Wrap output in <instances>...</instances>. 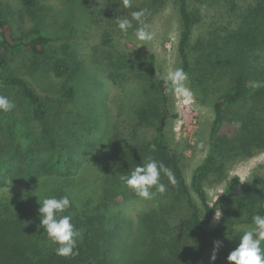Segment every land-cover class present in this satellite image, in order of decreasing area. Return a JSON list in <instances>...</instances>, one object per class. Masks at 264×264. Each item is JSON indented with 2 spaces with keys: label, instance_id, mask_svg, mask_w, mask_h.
I'll list each match as a JSON object with an SVG mask.
<instances>
[{
  "label": "trees",
  "instance_id": "obj_1",
  "mask_svg": "<svg viewBox=\"0 0 264 264\" xmlns=\"http://www.w3.org/2000/svg\"><path fill=\"white\" fill-rule=\"evenodd\" d=\"M41 1L18 3L31 10ZM160 1L134 0L128 8L122 0L109 4L130 17L133 11L149 12ZM174 1L181 24L180 68L188 74L194 96L212 103L207 157L193 170L189 183L180 155L167 140V122L176 115L171 114L168 89L157 74L156 56L139 60L107 52L108 80L119 93L129 82L140 84L142 99L136 103L126 91L112 98L118 117L129 121V130L123 134L114 126L108 107L103 120L96 110H89L90 116L98 118L94 126L105 129L99 134L107 143L101 162L104 177L96 193L80 172L84 158L96 145L94 138L72 133L65 139L53 130L48 105L28 80L36 76L58 80L64 89L61 96L72 99L85 88L76 52L65 41L52 53L54 39L38 28L16 37L0 4V95L14 104L10 112H0V190L22 186L15 194L1 195L0 191V264H213L215 241H222V248L214 264H229L227 257L252 225L253 215H264V178L240 186L234 176L214 201L204 185L211 176L222 179L228 162L264 149V0ZM191 4H217L227 10L229 20L206 36L194 38L200 16L193 13ZM225 126L230 133L222 132ZM149 156L171 169L176 183L161 174L166 191L161 194L153 189L151 199L127 188L130 198L145 205L133 225L113 207L112 201L124 200L125 193H117L112 200L107 190ZM64 195L73 202L64 215L72 216L71 222L82 234L78 254L70 257L56 255L57 245L39 227L38 196ZM217 210L220 222L211 227ZM127 247L140 253L138 258L116 260V252Z\"/></svg>",
  "mask_w": 264,
  "mask_h": 264
},
{
  "label": "rangeland",
  "instance_id": "obj_2",
  "mask_svg": "<svg viewBox=\"0 0 264 264\" xmlns=\"http://www.w3.org/2000/svg\"><path fill=\"white\" fill-rule=\"evenodd\" d=\"M110 1L42 0L38 7L27 10L20 6L18 0H0L1 7L8 13V19L16 37L38 28L54 39L51 47L52 53L59 50L65 41H69L71 49L78 56L82 67L79 74L83 76L85 88L78 90L72 99L61 96L64 89H61L58 80L46 79L43 76L38 78L36 75V80L32 78L28 80L35 84L47 103L49 123L53 130L65 139L72 133L81 137L94 138L96 145L84 158L80 171L89 181L94 193L100 191V178L104 177V173L101 172V162H103L107 144H105V136L99 134L102 131L105 133V129L101 128L99 131L96 123L94 126L95 117L96 120L99 117L103 120L104 109L108 107V115L114 118V126L116 124L118 133L123 134V131L129 130V121L125 117H118L119 113L116 111L112 98L126 91L132 94L136 103L142 99L139 96L140 84L129 82L119 93L120 89L108 80L105 70L107 52L117 51L139 60H144L150 54H154L157 74L161 78L167 68L180 67L178 43L181 24L174 0H161L146 16V22L151 24L157 33L156 38L148 45L135 39L136 21H132L133 27L128 29L127 35L119 30L114 19L122 13L119 12L118 7L115 10L112 9ZM148 1L150 0H146ZM191 10L200 16V21L195 27L194 38L206 36L229 20L227 10L217 4H191ZM127 18L131 19V16ZM58 84L60 89H56ZM167 97L171 114L176 115V117L171 116L167 122V140L180 155L181 168L190 183L193 170L203 162L208 154L209 133L213 120L212 103L195 96L192 106H184L177 111V98L169 90ZM97 105L99 108L96 107ZM92 109L96 110L98 118L96 115L94 117L89 115V110ZM222 132L230 133L231 129L225 126ZM241 175H245L247 181L264 178V149L251 157L233 159L228 162L225 167V176L222 179L211 176L204 181L211 201H214L219 193L224 191L234 176ZM247 181L240 182V186ZM127 188L119 178L116 184L108 187L107 194L114 200L117 193H125L124 200L118 203L112 201L113 207L125 220L135 225L145 205L141 200L130 198ZM21 189L22 186L12 185L0 191L1 195H10L20 192ZM219 222L220 218L216 220L214 217L211 227L217 226ZM139 254L133 251L132 247H127V250L125 248L118 250L115 259L130 261L138 258Z\"/></svg>",
  "mask_w": 264,
  "mask_h": 264
},
{
  "label": "clouds",
  "instance_id": "obj_3",
  "mask_svg": "<svg viewBox=\"0 0 264 264\" xmlns=\"http://www.w3.org/2000/svg\"><path fill=\"white\" fill-rule=\"evenodd\" d=\"M125 8L131 7V0H122ZM149 14L148 9H141L131 12V19L127 16H119L114 19L117 27L125 35L128 29L132 28V21H136L137 27L134 31V37L138 41L148 45L156 36L151 24L146 22V16ZM165 87L177 98V111L184 106H192L195 102L193 91L187 86L188 74L183 68L169 67L163 75ZM14 108V104L5 95H0V112L7 113ZM161 174L168 177L171 184H175L176 180L171 169L165 166L163 162L157 161L149 156L143 159L142 164H137L134 169L130 170V174L122 175L120 180L128 188L132 189L137 196L144 199H151L155 192L163 194L166 191V185L161 182ZM240 182L247 181L245 175L238 177ZM259 187H261L259 185ZM264 189V187H261ZM155 189V192H153ZM224 192H220L222 194ZM40 205L38 212L40 214L39 227L47 233L48 241L57 245L54 248L55 254L62 257L74 256L77 253V241L81 238V231L76 229L71 222V215H64L66 210L72 206V200L68 195L62 197L38 196ZM221 217V212L217 210L215 219ZM230 238V237H229ZM214 249L211 261L217 259V252L222 246V241L214 242ZM229 264H264V215L255 214L252 217V225L243 231L239 236L238 246L230 252L227 257Z\"/></svg>",
  "mask_w": 264,
  "mask_h": 264
}]
</instances>
